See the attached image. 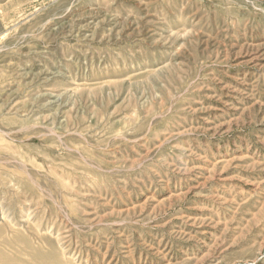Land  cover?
Listing matches in <instances>:
<instances>
[{
	"label": "rangeland",
	"instance_id": "rangeland-1",
	"mask_svg": "<svg viewBox=\"0 0 264 264\" xmlns=\"http://www.w3.org/2000/svg\"><path fill=\"white\" fill-rule=\"evenodd\" d=\"M0 264H264V0H0Z\"/></svg>",
	"mask_w": 264,
	"mask_h": 264
}]
</instances>
